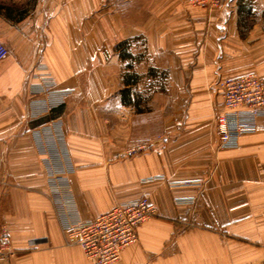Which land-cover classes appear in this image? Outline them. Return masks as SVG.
<instances>
[{"label": "crops", "instance_id": "0c3cea01", "mask_svg": "<svg viewBox=\"0 0 264 264\" xmlns=\"http://www.w3.org/2000/svg\"><path fill=\"white\" fill-rule=\"evenodd\" d=\"M190 2L0 0V264H94L64 225L146 193L157 216L114 264H264V131L219 149L216 129L219 80L264 77V0Z\"/></svg>", "mask_w": 264, "mask_h": 264}, {"label": "built area", "instance_id": "2783aa9c", "mask_svg": "<svg viewBox=\"0 0 264 264\" xmlns=\"http://www.w3.org/2000/svg\"><path fill=\"white\" fill-rule=\"evenodd\" d=\"M192 1L201 9L211 11L220 7L225 0ZM9 54L7 46L0 42V61L5 60ZM217 86L223 101L222 109L216 118L218 147L235 149L241 137L264 131V77L247 73L238 78L221 79ZM42 92L50 94L47 87L42 88ZM59 139L64 140V136L61 135ZM144 150L146 146H137L128 149L125 154L131 157ZM64 157L69 159L68 154ZM46 161L50 186L61 191L68 185L67 180L63 178L67 172L55 167L50 157ZM155 216H157V207L149 200V195L146 193L139 199L117 204L97 218L86 221L78 219L66 223L63 232L70 244L79 245L85 256L94 264H114L120 260L126 248L138 243L139 227ZM12 254L10 236L2 232L0 260Z\"/></svg>", "mask_w": 264, "mask_h": 264}, {"label": "rangeland", "instance_id": "374dc122", "mask_svg": "<svg viewBox=\"0 0 264 264\" xmlns=\"http://www.w3.org/2000/svg\"><path fill=\"white\" fill-rule=\"evenodd\" d=\"M121 1V0H120ZM191 2V5L192 6H194V7H198V8H200L199 6H197V5H194L193 3H194V1H192V0H190ZM108 2L106 1L105 3H104V6H102L103 8L102 9H106V7H107V4ZM203 9V8H202ZM0 42H2V41H0ZM3 44H5L6 45V43L5 42H2ZM7 46V45H6ZM7 48L9 49V47L7 46ZM10 51V50H9ZM10 55V54H9ZM9 57V56H8ZM151 75V74H150ZM163 76H161V77H159V78H157V77H153V79L152 80H149V77H148V75H147V77L144 75V74H142L141 75V88H142V90H147V89H155L154 87H153V85L156 83L157 84V86H158V88H163V87H161V82L163 81ZM147 98H148V96H147ZM147 98L145 97V96H142V100H147ZM49 157H50V159H51V163L55 166V164H54V162L55 161H57V159L60 161V165H61V167L59 168V170L60 171H65L66 170V172L68 173L69 171H67V163H68V161H69V159H67L68 161H66V163H65V157L64 156H60V154L59 153H53L52 151L51 152H49ZM132 157V156H131ZM56 167V166H55ZM151 220V219H150ZM239 240H241V239H239ZM139 242V241H138ZM241 242H245V241H241ZM137 244V243H136ZM135 244V245H136ZM249 244V243H248Z\"/></svg>", "mask_w": 264, "mask_h": 264}, {"label": "trees", "instance_id": "16d2710c", "mask_svg": "<svg viewBox=\"0 0 264 264\" xmlns=\"http://www.w3.org/2000/svg\"><path fill=\"white\" fill-rule=\"evenodd\" d=\"M246 11H248V10H246ZM126 46H127V42H121L118 45H116L115 48H116V51H119V52L122 53L126 49ZM132 81H134V79L133 78H130L128 82H132ZM128 92H129V89L128 88H125L124 90H122V93L124 94V99L125 100H127L128 96H129V93Z\"/></svg>", "mask_w": 264, "mask_h": 264}]
</instances>
